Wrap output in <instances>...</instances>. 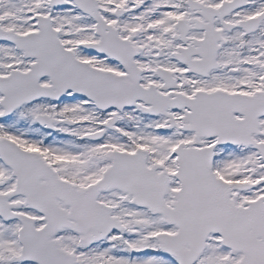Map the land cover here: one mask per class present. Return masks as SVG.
<instances>
[{"label": "snow or ice", "instance_id": "snow-or-ice-1", "mask_svg": "<svg viewBox=\"0 0 264 264\" xmlns=\"http://www.w3.org/2000/svg\"><path fill=\"white\" fill-rule=\"evenodd\" d=\"M0 264H264V0H0Z\"/></svg>", "mask_w": 264, "mask_h": 264}]
</instances>
